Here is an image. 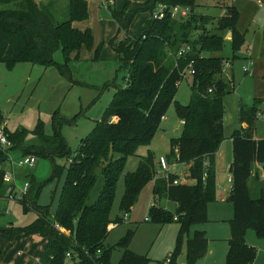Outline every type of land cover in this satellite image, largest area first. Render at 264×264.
<instances>
[{"label":"trees","instance_id":"1","mask_svg":"<svg viewBox=\"0 0 264 264\" xmlns=\"http://www.w3.org/2000/svg\"><path fill=\"white\" fill-rule=\"evenodd\" d=\"M229 1L221 0L224 15L219 18L197 14L196 0L125 1L120 11L111 9L109 5L108 10L119 31L126 33L137 14L148 12L152 17L159 4L187 7L189 14L184 19H171L169 16L160 21L153 19L150 28L140 37L134 40L127 38L113 47L120 69L125 71L124 84L115 89L100 121L80 140L72 158L59 132L61 121L57 112L52 117L53 133L46 135L39 123L34 130L38 142L32 145L24 144L23 130L10 132L2 127L4 120L0 113V129L11 143L12 150L51 163L50 177L45 182L29 177L28 193L18 202L23 212L33 211L37 215L36 220L23 228L0 230L2 234L11 239L18 235L45 238L46 245L39 256V264H66L67 253L75 264H111L113 248L106 246L105 240L109 226L123 222L118 216L110 219L118 181L123 177L124 192L118 209L127 213L142 188L153 180L152 194L176 204L174 213L158 206L148 210L151 221L160 226L172 222L179 226L169 262L166 258L165 263L177 264L183 248L184 264H197L205 256L206 235L201 230L192 229L208 221L207 207L215 201L214 156L225 139L223 98L231 92L229 84L218 79L224 58L205 54L223 51L228 32L231 34L232 60L238 58L237 53L244 45V35L237 30L239 12ZM54 6L52 2L40 5L35 0H0V64L11 69L16 64L28 63L45 70L55 68L61 76H66L71 57L74 55V60H77L81 49H93L91 31H79L72 26L88 18L86 1L68 0L67 18L60 23L53 18L51 10ZM195 32L201 34L193 41ZM184 46H189L190 51L178 57ZM57 50L61 51V64L53 59ZM98 53L99 48L94 51L95 58ZM191 61L194 70L191 96L189 103L183 106L175 102L174 97L183 80L182 74ZM172 103L183 126L180 135L170 141V154L177 148L179 164H188V176L194 183L170 186L165 179L154 180L155 163L150 153L140 158L134 172L123 174L126 157L134 155L137 146L152 139ZM259 104L255 102L250 109L241 108L239 121L250 128L255 122ZM230 138L232 162L228 201L232 205L233 216L228 221L229 239L224 264H252L256 252L246 244L245 235L251 229L257 237L264 238V139L253 140L250 132L237 130ZM56 159L67 163L65 166L57 165ZM256 164L261 166L262 180L254 174ZM63 173L65 177L56 211L49 218V206H39L38 199L45 184L59 179ZM99 177L103 185L96 201L89 204ZM251 178L255 185L253 194L248 185ZM5 190L0 171V197L4 196ZM54 225L63 232L55 229ZM132 234L129 231L127 237L118 243L124 252L117 264H150L147 256L128 250ZM1 255L0 250V258Z\"/></svg>","mask_w":264,"mask_h":264},{"label":"rangeland","instance_id":"2","mask_svg":"<svg viewBox=\"0 0 264 264\" xmlns=\"http://www.w3.org/2000/svg\"><path fill=\"white\" fill-rule=\"evenodd\" d=\"M35 1L38 4L40 3V5H46L50 2L54 5L55 3L54 9H52L51 12L57 23L67 18L68 0ZM105 1L106 0H86L88 18L82 22H75L73 24V27L79 31H84L85 28L90 29L94 40V47L91 51L81 49L77 60H74V55L71 57L72 60L68 65V75L61 76L55 68H48L45 70L39 65H31L28 63L16 64L11 69H8L4 64H0V113L8 131H24L25 145L37 144L38 138L34 130L39 123L43 125L46 135H51L53 133L52 117L54 113L57 112V118L61 121L59 132L68 145L70 152L69 156L72 158L79 146L80 140L85 138L95 127L96 123L100 121L105 108L113 99L115 89L118 86H123L125 71L120 69L118 55L113 47L127 38L134 40L140 37L142 33L150 28L153 18L148 12L139 13L137 17L132 20L127 33L119 31V26L111 17L108 11V5ZM125 1L143 3L146 0H115L111 9L117 11L121 10V5L123 6ZM224 1L228 2V0ZM220 2L221 0H196V12L202 16L219 18L223 16V9L221 8ZM143 19L144 23H142ZM100 20L110 22L111 29L115 27L114 36L112 33H107V28L100 27ZM146 23L147 25H144ZM200 34V32L193 33L192 40H197ZM97 48H99V53L98 57L95 58L94 51ZM230 52L228 43L225 42L223 51L217 56L224 59L230 56L229 59L233 61L231 55L228 56ZM205 56H209V54H205ZM53 59L59 64L63 62L60 50L54 53ZM241 63H243L242 60L235 62L234 72L237 80L244 77L240 71ZM228 72H230L228 69L224 70L225 77ZM190 85L191 75L186 72L176 91L174 97L175 102L183 106L189 103L191 96ZM239 87V83H236L235 91L237 89L239 90ZM240 88L242 91L239 90L237 95L239 97L243 96V94L246 95L244 93L245 87L242 86ZM227 96L228 100H230L232 98V93ZM241 98L246 104L249 103L244 97ZM250 108H252V106H250L249 109ZM257 111L258 118L255 119V121L257 120L256 128H260L264 132V106L260 109L258 107ZM228 112L231 118H233V123H235L234 119L237 117L236 110L234 107H231ZM179 127L180 124L174 110V103H172L165 114V120H162L158 131L152 139L147 144L137 146L134 155L126 157L123 174L134 172L140 158L146 156L147 153L152 154L155 158L154 163H156L160 156H167L170 162L172 159H175L174 161L179 163L180 161L177 159V153L173 150V154H170V141L177 137L175 131ZM229 132L232 133L230 122L229 126L224 131V135L227 137L228 134H230ZM11 155L13 156L16 154L13 153ZM36 162L35 179L37 182H45L51 174V163L45 159H37ZM226 162L227 161L224 160V162L220 163L221 171L225 169ZM66 163V160H55V164L60 166H65ZM182 165L185 167L178 168L177 173L179 174H183L184 168L187 169L188 166L186 163ZM3 167L6 168V165L4 164ZM32 170L33 168L31 171ZM225 174L226 173L221 175L220 183L225 182ZM162 176V173L158 172L155 165L154 179L162 178ZM64 177L65 173H63L59 179L55 178L48 181L41 190L39 199L45 202L46 205H49V218L55 214ZM102 185L103 180L99 177L90 195L89 204L96 201ZM152 185L153 180L142 188L130 211L124 213L118 209L119 201L124 192L123 177L119 179L110 219L114 220L115 217L118 216L123 222L111 227L105 240V245L113 248L110 256L111 264H117L119 262L124 249L119 248L117 245L122 239L127 237L129 231L133 232L128 246L129 251L139 256H147L151 261L150 264H166V257L169 251L171 252L173 249L179 226L177 223L173 222L164 225V227L160 226L158 223L151 221L148 210L150 207L159 205L168 212L174 213L175 203L165 198L159 199L157 196L153 195L151 190ZM251 192L253 194L254 191L252 190ZM4 201L0 200V230L10 228V226L14 228H23L29 226L36 220L37 216L33 211L30 210L25 213L23 212L22 206L18 203ZM228 204L227 202L224 204H210L207 214L208 221L205 224L195 226L192 231L203 229L207 237L211 238H221L225 234L229 235L228 221L231 217V211L228 209ZM3 207H7V213H4ZM125 215L126 219H124ZM145 219H147V221H145ZM0 234L2 233L0 232ZM4 237H6L10 244L7 248V254L3 251L2 255L5 261L3 260L4 262H2V264H16L17 259H19L17 256L21 257V255H24L26 248L23 247V244H19V239L16 240L12 238L11 240V238L5 235ZM245 238H247L251 244L255 245L257 251L259 248L264 250V238L257 237L253 230H247ZM212 246L224 249V244L220 241H213ZM0 250L2 252L1 247ZM221 258L222 255L214 257L216 260ZM38 260L39 259H37L36 263ZM224 261L225 259L222 260V264H224ZM184 263L185 250L183 248L177 258V264ZM198 263L201 264L203 262ZM66 264L75 263L66 261ZM204 264H206V260H204Z\"/></svg>","mask_w":264,"mask_h":264},{"label":"crops","instance_id":"3","mask_svg":"<svg viewBox=\"0 0 264 264\" xmlns=\"http://www.w3.org/2000/svg\"><path fill=\"white\" fill-rule=\"evenodd\" d=\"M114 1L115 0H112V2H113L112 5H114ZM229 2L239 12V20L237 23V30L241 34L244 35V45L242 46L241 50L237 53L238 58H236L235 60L231 61L229 59V57H230L229 55H231V52L228 54L229 57H227V55H226L227 58L224 59V66L222 69V73L220 76H218V79L229 84V88L231 90V92L229 94L232 93V98L230 100H228L227 95L223 98V103H224L225 110H226V125L224 128V131L229 126V122H230L231 127H232V133L236 130L242 131V132H250L252 139L258 141V140L264 139V136H263L264 132L262 129L256 128V121L257 120L249 128V126L246 123H241L239 121V111L241 108L249 109V107L253 106V104L255 102L260 103L257 106V108L259 107V109L262 106H264V0H230ZM121 7H123V6L121 5ZM223 15H224V10H223ZM135 17H137V15ZM142 23H144V19H143ZM147 23H148V21H147ZM147 23L144 25H147ZM110 24L111 23L107 22L106 20H100V22H99L100 27H104L105 29L107 28V30H106L107 33L108 34L112 33V35L114 36L115 27L111 29ZM86 29L87 28H85V30ZM117 30H118V27H117ZM226 42L228 43V46L230 48L229 41H226ZM218 54L219 53H209V57H220V56H217ZM114 58H116V57H114ZM239 60L243 61V63H241L240 71L244 77H242L240 80H237L234 69H235V62L239 61ZM248 61H251L253 63L252 67H251V75L246 74L242 71V67L245 66ZM252 68H253V70H252ZM225 69H228L230 71V72H228L226 77L224 74ZM258 81H261V82H258ZM236 83H239L240 87H242V86L245 87L244 93L246 95L243 94V96H240V97L237 95L238 91L241 90V88L239 87V90L237 89L235 91ZM241 97H244V99L246 101H249V103L246 104V102L243 101ZM231 107H234V109L236 110L237 117L234 119L235 123H233V118H231V116L228 112V110ZM256 118H258V111L256 113ZM178 121L180 124V127H179L180 129L178 128L175 131L177 136L180 135L181 128H182L181 121L179 119H178ZM2 127H5V123H3ZM229 133L230 134H228L227 137L224 135L225 139L222 142V144L220 145L218 151L216 152V154L214 156L215 173H216V191H215V201L213 203H222V204H224L226 202L229 203L228 198L230 196V191H231L229 167H230L231 162H232V142H231V138H230L232 133L231 132H229ZM48 136H50V135H48ZM6 151L8 152V154L13 159H16V160L24 157L23 155H21V153L19 151L12 150V148H9L8 150L0 149V171L1 170L7 171L9 168ZM13 153L16 155L12 156L11 154H13ZM224 160L227 161L226 166H225V169H223V171H221L220 170V163L224 162ZM4 164L6 165V168L3 167ZM35 169H36V165L34 166L32 171H31V169L16 168L15 169V178L17 180V183H20V184H22L23 182L29 183V177L35 179V175H34ZM224 173H226L225 174L226 175L225 176V182L220 183V177ZM254 174H257V176L259 177L260 180L263 179L262 169H261L260 165L256 164L254 166ZM253 175H252V178H253ZM252 178L250 179L248 185H249L250 189H252L254 191L255 185L253 183ZM192 183H193V181L190 182V184H192ZM53 194H54V191H53ZM0 200L4 201L1 197H0ZM38 205L39 206H49V205H46V203L43 202L41 199H38ZM209 205H208V207H209ZM208 207H207V214H208ZM175 208H176V204H175ZM3 209H4L3 210L4 213H7L6 212L7 207H3ZM228 209L231 211V217L229 218V220H230L233 216L231 203L228 204ZM113 226H115V225L114 224L110 225L109 229ZM201 231H203L206 235V232L203 229ZM228 231H229V229H228ZM206 238L208 241L207 251H206L205 256L202 259H200L198 262H203L201 264H204V260H206V264H222V260L225 259V255L227 252V241L229 239V235L225 234L221 238H215V237L211 238V237H207V235H206ZM14 239H16V240L19 239L20 240L19 244L20 245L23 244V247L26 248L24 255H21V257L17 256L19 259H17L16 264H35L37 259H39L41 252L44 250V247L46 245V239L43 237H40L38 235H32V236H28V237L21 235V236L14 237ZM213 241L214 242H219V241L222 242V244H224V249L221 247L217 248V247H215L216 245L212 246ZM245 242L248 246L252 247L255 250V252H258V253H256V257H255V260L253 263L254 264H263L264 263V250H261L259 248V250L257 251L255 249V245L251 244L247 238H245ZM9 244L10 243H9V241H7L6 237H4V235L0 234V247L2 249V254H3V251H4V253L7 254V248L9 246ZM255 244H258V243H255ZM217 249H219V250H217ZM169 254H170V251H169ZM219 255H222L221 259H219V260L214 259V257H217ZM3 260H4V257L2 255L1 259H0V264H2V262L5 261V260L4 261ZM198 262H197V264H199ZM36 264H39V263L37 262Z\"/></svg>","mask_w":264,"mask_h":264},{"label":"built area","instance_id":"4","mask_svg":"<svg viewBox=\"0 0 264 264\" xmlns=\"http://www.w3.org/2000/svg\"><path fill=\"white\" fill-rule=\"evenodd\" d=\"M106 4L109 6H112L113 2L112 0H108ZM189 9L187 7H180V6H172L169 7L165 4H159L155 11L152 14V18L154 20H162L164 17L169 16L171 19H184L188 16ZM190 51L189 46L182 47L178 52V57L184 56L186 53ZM252 62L248 61L245 66L242 67V71L246 74L251 75V67ZM186 72H188L191 76L194 74V70L192 68V61L189 63ZM185 72V73H186ZM182 74V77L184 78V74ZM211 90H208V93H210ZM165 117H162V120H164ZM181 125L183 126V122H181ZM11 148V143L7 139V137L4 135L2 130L0 129V149H6L8 150ZM5 151V150H4ZM175 153H177V148L174 149ZM5 153V152H4ZM7 155V161L9 168L7 171H2V181L6 186L5 194L3 197H1L3 200L8 202H14L18 203L19 201H22L25 196L28 193L29 190V183L23 182L20 186L17 183V180L15 178V169H32L36 165V157L28 155L24 156L20 159H13L8 152L6 151ZM175 159H172L171 162L166 157H158L155 165L158 169V172L162 173V179H165L166 182H168V185L170 186H179V185H190V182L194 180H191L188 176V166L187 169L184 168V173L179 174L177 173V170L179 167H185L182 164H179L178 162L174 161ZM68 163H71V160L68 161ZM172 177L171 181L169 179ZM205 177V176H204ZM155 180V179H154ZM188 181V183H187ZM124 219H126V215L124 216ZM147 221V219H145ZM54 228L57 230H60L63 232L57 225H54ZM97 254L99 255L100 252L97 251ZM70 254H66V260L70 261ZM170 255H168L166 262H169Z\"/></svg>","mask_w":264,"mask_h":264},{"label":"water","instance_id":"5","mask_svg":"<svg viewBox=\"0 0 264 264\" xmlns=\"http://www.w3.org/2000/svg\"><path fill=\"white\" fill-rule=\"evenodd\" d=\"M230 39H231V34H230V32H228L226 37H225V41H230Z\"/></svg>","mask_w":264,"mask_h":264}]
</instances>
